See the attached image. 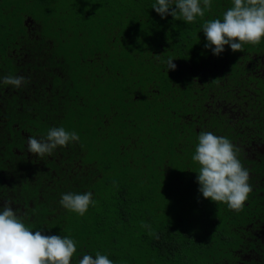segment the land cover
I'll return each instance as SVG.
<instances>
[{"label": "trees", "instance_id": "16d2710c", "mask_svg": "<svg viewBox=\"0 0 264 264\" xmlns=\"http://www.w3.org/2000/svg\"><path fill=\"white\" fill-rule=\"evenodd\" d=\"M26 1L16 0L19 8ZM58 1L43 4L55 17L53 32L39 27L42 34L30 44L37 51L25 62L24 48L11 54L6 45L17 29L2 26L8 33L0 35V209L10 204L33 232L72 238L71 264L97 252L115 264H264V150L255 145L264 142V39L241 52L226 45L219 56L205 47L202 25L222 19L233 0H211L192 23L162 18L152 8L157 0H64L70 9L81 7L88 21L99 14L106 23L97 25L104 42L68 46L57 41L73 33ZM78 18L67 19L77 25ZM108 45L116 47L109 55L103 53ZM92 48L108 57L88 61L84 51ZM170 56L175 70L162 62ZM8 75L27 83L4 85ZM138 97L146 101L137 118L129 103ZM216 98L223 105L209 109ZM162 118L167 121L156 131ZM53 127L80 139L51 155L28 152L27 138L46 137ZM201 131L240 150L252 191L239 212L202 196L196 150L191 158L180 152ZM145 140L148 145H138ZM88 191L96 203L83 216L60 204L62 194Z\"/></svg>", "mask_w": 264, "mask_h": 264}, {"label": "clouds", "instance_id": "9594fccd", "mask_svg": "<svg viewBox=\"0 0 264 264\" xmlns=\"http://www.w3.org/2000/svg\"><path fill=\"white\" fill-rule=\"evenodd\" d=\"M211 0H157L152 8L162 18L171 15L175 20L192 23L197 17L203 18L211 9ZM207 38L205 45L219 56L230 46L233 52H241L245 44L257 45L264 39V0H233V6L222 19L208 20L202 25ZM214 46V47H213ZM157 59L160 55H156ZM174 58L168 57V70H175ZM4 85L20 88L27 81L24 76L8 75L2 78ZM79 135L66 131L64 127L49 129L46 137L27 138L28 152L43 157L51 155L57 147L79 141ZM239 148L223 136L201 131L198 145L192 159L200 165L197 182L199 192L205 199L221 202L229 209L239 212L243 209L252 187L250 173L238 159ZM91 191L83 194H62L60 204L67 210L83 216L90 205L95 206ZM142 227L150 225L141 222ZM159 238L154 232H149ZM76 242L61 235H45L31 231L21 216L5 204L0 209V264H71L76 253ZM79 264H115L107 256L97 252L95 258L85 255Z\"/></svg>", "mask_w": 264, "mask_h": 264}, {"label": "rangeland", "instance_id": "374dc122", "mask_svg": "<svg viewBox=\"0 0 264 264\" xmlns=\"http://www.w3.org/2000/svg\"><path fill=\"white\" fill-rule=\"evenodd\" d=\"M4 3H0V9H2V13L0 15V35H7L8 31H14V29H17L16 33H13L14 35H12L11 37H9V41L8 43H6L7 48H13V50H11V54L16 52L18 49H22L24 48V50L22 51L21 55L19 56L20 59H23V61L25 62L27 60V57L30 58V56H32V54H34L37 49H34V45L31 47L30 44H32V39L37 36H39L40 34H42V32L40 31V26H45L47 28H50L51 31L53 32V26L52 23L53 19L55 18L52 14H50L49 12H47V8L49 7L47 4L43 5L47 0H27L23 6L21 8H19L16 0H11L10 2H8V0H3ZM57 3V2H56ZM10 7V8H9ZM81 8V7H80ZM76 7L74 9H70V2L69 1H64V0H59L57 3V7L56 9H66L67 11L65 12V18L63 19V23L66 26V28H71V30L73 31V33H71L69 31V36L65 39H61L60 37H57V41L63 42V44H65V42L68 44V46H75L78 45L80 39H82V41H86V42H104L106 39L105 34H102V28L97 25H102L105 26L106 23L101 21L99 14L97 16H92L93 20L95 21H88L86 19V17L84 16H80L79 13L81 11V9ZM101 10V9H100ZM98 10V11H100ZM76 13L78 14L79 18L76 19V22H78L77 25H72L71 22L67 19L70 15L72 16L73 14L76 15ZM50 14V15H49ZM49 16V17H48ZM50 19V21L48 20ZM104 23V24H101ZM5 24V25H4ZM8 24V31L2 27L3 25L6 26ZM107 27V26H106ZM73 29H79L82 33L78 34L76 33V31H74ZM104 29V27H103ZM106 32V28L104 29ZM118 31L115 32V34H117ZM57 34V33H56ZM98 34V35H97ZM101 34V35H99ZM55 35V33H54ZM20 37H23V40H20ZM30 38V40H29ZM120 38L121 37H117L116 39L120 42ZM87 48H89V46L85 45ZM105 48H107L106 52L103 51V53H108V55L110 53H113L115 50V46L113 47H109L105 46ZM26 49V50H25ZM93 48L89 49V50H85L84 54H86V59L89 60H94L95 57L97 58H107L108 56H104V54L101 52L93 53ZM120 50V49H119ZM92 53H91V52ZM95 51V50H94ZM11 54L7 53L5 56H12ZM19 53H15V55H18ZM25 58V59H24ZM104 58V59H105ZM260 69V68H259ZM92 70H89L88 72H90ZM75 74H78L77 71H74ZM69 75L70 72H69ZM72 75H74L72 73ZM140 89H137V92H139ZM111 93V92H110ZM117 99V98H115ZM114 99V100H115ZM152 99V98H151ZM146 99L144 101L141 100V97L139 98H133V101L129 103L132 112V115L138 118V109L142 110L143 106L142 103L145 102ZM154 103V102H153ZM223 105V101L220 99H215L212 103L211 106H209V109L211 110H215L217 108H220ZM104 111H109V107L105 106L103 107ZM115 108V107H114ZM112 107V109H114ZM228 107L224 106L223 110L225 112H227ZM123 111V108H122ZM118 112V110L116 109V113ZM227 116H232V113L229 111ZM167 121L166 118H162L159 121H157L156 123L153 124L152 128L156 129V131L159 130V128L161 127V125L163 123H165ZM120 122V117L117 119V123ZM125 130V128H124ZM129 130V129H128ZM129 139L130 140H134L135 139V135H133V133L129 135ZM149 140H145L141 143L138 142V145L141 144L143 145H148ZM128 143V142H127ZM153 143V142H152ZM129 144V143H128ZM133 143L125 150V154H129L132 149H134V147L132 146ZM198 145V141L193 143L192 147H187V145H184V149L181 152V154L188 156V157H192V149L196 150V146ZM255 145L257 147H259L260 149L264 150V142L262 141V145L260 144L259 141L255 142ZM124 153V152H123ZM111 155H115L114 153H111ZM172 156L174 157V154H172ZM175 157L181 158L180 154L175 155ZM174 157V158H175Z\"/></svg>", "mask_w": 264, "mask_h": 264}]
</instances>
